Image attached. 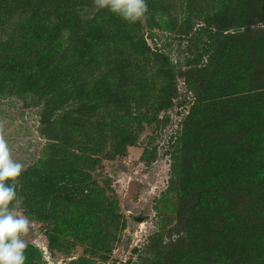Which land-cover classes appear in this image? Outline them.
Returning a JSON list of instances; mask_svg holds the SVG:
<instances>
[{
    "label": "trees",
    "instance_id": "trees-1",
    "mask_svg": "<svg viewBox=\"0 0 264 264\" xmlns=\"http://www.w3.org/2000/svg\"><path fill=\"white\" fill-rule=\"evenodd\" d=\"M146 3L145 18L129 24L107 9L83 19L94 0H0V92L42 105L50 140L49 156L22 172L20 207L45 223L53 246L66 236L105 245L104 235L96 243L103 224L123 218L96 177L98 156L136 145L143 123L173 106L181 77L195 96L164 193L177 239L154 237L145 264H264V0ZM191 18L214 28L208 39ZM156 28L188 35L186 66L150 46ZM25 256L39 264L33 247Z\"/></svg>",
    "mask_w": 264,
    "mask_h": 264
},
{
    "label": "rangeland",
    "instance_id": "rangeland-1",
    "mask_svg": "<svg viewBox=\"0 0 264 264\" xmlns=\"http://www.w3.org/2000/svg\"><path fill=\"white\" fill-rule=\"evenodd\" d=\"M97 11L94 4L82 10L81 17L89 19ZM170 12L171 18L180 16L182 22L180 9L171 8ZM190 22L196 30H204L203 40L208 39L209 30L214 29L205 31L207 24L204 19L191 18ZM151 34L152 37L146 35L150 46L153 49L161 48L177 67L186 66L188 58L195 54L190 52L188 35L180 29L169 31L156 28ZM198 44L202 46L201 41ZM192 47L196 46L192 44ZM194 96V92L187 89L184 79L178 77V93L173 106L159 112L155 123H143L136 145L127 146L125 155L110 157L104 153L98 156L101 162L96 171L100 175L96 177L101 185L104 179L108 181L114 190L118 212L123 218L117 226L103 224L96 243L99 244L104 235L105 245L95 247L89 242L66 236L71 243L62 249L53 246L45 223L19 208V214L29 221V231L24 237L27 248L33 247L39 264H80L81 260H87L88 264H145L147 247L154 237L158 235L162 245H169L171 240L177 239L175 233L171 232L175 213L165 200L164 193L171 178L172 144L188 115ZM34 102L30 97L0 92L2 134L12 150L13 158L23 164L24 170L40 158L49 156L47 145L50 140L40 131L43 107ZM260 163L261 160L252 162L257 167L261 166ZM107 193L113 194L112 191ZM107 243L110 244L109 249Z\"/></svg>",
    "mask_w": 264,
    "mask_h": 264
},
{
    "label": "clouds",
    "instance_id": "clouds-1",
    "mask_svg": "<svg viewBox=\"0 0 264 264\" xmlns=\"http://www.w3.org/2000/svg\"><path fill=\"white\" fill-rule=\"evenodd\" d=\"M94 4L129 24L142 21L148 12L146 0H94ZM23 170V164L13 158L0 126V264H25L26 261L24 237L29 231V221L19 214L23 197L17 193Z\"/></svg>",
    "mask_w": 264,
    "mask_h": 264
}]
</instances>
